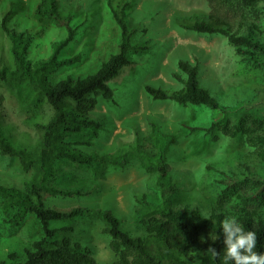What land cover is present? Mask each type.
I'll use <instances>...</instances> for the list:
<instances>
[{
  "label": "rangeland",
  "instance_id": "rangeland-1",
  "mask_svg": "<svg viewBox=\"0 0 264 264\" xmlns=\"http://www.w3.org/2000/svg\"><path fill=\"white\" fill-rule=\"evenodd\" d=\"M116 2L128 3L129 26L136 30L131 55L133 64L109 83L114 91L113 101L97 97L91 116L99 122V128L65 136L70 149L93 157L91 165L55 159L61 148L57 145L46 148L40 141L41 133L27 120L32 112L29 114L21 107L15 90L0 82L2 124L16 143H23L32 151V159L39 163L37 170L24 172L18 159L0 151V185L23 188L32 181L42 190L45 207L63 212L83 210L85 215L52 222L51 226L58 230L57 239L70 238L82 244L100 264H112L117 259L110 248L111 236L105 232L103 212L112 211L120 219L122 229L130 235L146 237L147 224L136 213L137 195L144 192L150 201H160L158 191L149 186L156 170L148 169L140 160L130 161L125 166L108 161V156L121 142L134 140L135 130L148 152L154 151L150 136L152 122L164 137L165 159L172 168L168 184L177 188L174 201L180 207L201 206L208 214L223 189L230 195L232 191L246 194L248 184L253 183L251 177L244 179L243 173L247 172V167L253 172L251 153L255 148L248 146L242 136L230 138L220 131L227 121L222 112L208 106L155 101L145 87L152 85L170 91L182 88L173 75L179 73L180 60H189L198 66L202 86L233 111L240 101L264 90V72L237 55L225 37L178 25L181 20L208 14L207 0ZM37 3L38 0H0V61L2 54L4 58L9 54V42L1 21L10 10L12 27L32 34L42 32L29 52L33 61L48 58L53 45L66 37L67 28H59L36 16ZM59 8L72 16L71 25L76 29L74 40L62 50L60 58L65 60L79 54L80 61L51 73L52 83L69 74L87 77L97 73L102 63L118 51L121 34L105 0H59ZM226 14L232 20L237 17H233V12ZM260 15L264 26V9L260 10ZM230 120L232 124L236 122L234 117ZM215 122L217 127L208 132ZM191 128L196 130L191 131ZM231 199L237 202L235 194ZM65 227L68 230H64ZM42 237L41 224L33 214L19 227L7 223L0 198V260H8L10 253L23 259L24 248ZM8 264L14 261L8 260Z\"/></svg>",
  "mask_w": 264,
  "mask_h": 264
},
{
  "label": "trees",
  "instance_id": "trees-1",
  "mask_svg": "<svg viewBox=\"0 0 264 264\" xmlns=\"http://www.w3.org/2000/svg\"><path fill=\"white\" fill-rule=\"evenodd\" d=\"M207 1L210 5L208 14L192 20H181L177 22L178 25L195 32L222 35L246 63L264 72V26L260 15L264 0ZM105 3L121 30L118 51L102 63L97 73L87 77L69 74L56 83L50 81L51 73L80 61L79 54L65 60L60 58L62 50L74 40L76 29L71 25L72 16L60 10L59 0H38L35 9L41 21L68 29L66 37L53 45V52L48 58L37 61L29 58L30 49L34 41L40 39L42 32L32 34L12 27L11 10L1 21V28L9 42V54L5 58L1 55L0 82L15 90L21 107L27 109L29 114L32 112L27 120L41 133L43 137L40 141L46 148L54 145L61 148L55 156L57 160H69L80 165L93 163L92 156L70 149L65 136L99 128V122L91 116L98 103L97 97L103 96L113 101L114 91L109 83L125 67L133 64L131 55L136 30L129 26L128 3L116 0H105ZM226 12H233V17H237L232 20ZM178 68L179 73L173 76L182 84V88L170 91L147 85L146 92L155 101H170L181 106H208L222 112L227 121L219 128L220 131L230 138L242 136L248 146L255 148L251 153L253 172L247 167V172L243 173L244 179L251 177L253 183L248 184L246 194L231 192L237 196V202H232V194L223 189L208 214L201 206L194 209L180 207L174 201L177 188L168 184L172 168L165 159L164 137L152 122L150 136L154 151L148 152L141 145L140 134L135 130L134 140L121 142L115 152L108 156V161L125 166L130 161L140 160L148 169L156 170L149 186L158 191L160 201H150L144 192L137 195L136 213L147 224L146 237L130 235L122 229L120 219L112 211L103 212L105 232L111 236L110 248L117 255L112 264H224L221 221L226 216H236L245 231H254L258 236L255 250L264 252V90L240 101L233 111L220 104L202 86L196 64L180 60ZM2 102L0 96V108ZM231 117L236 120L234 124ZM2 118L0 112V151L18 159L24 172L37 170L39 163L32 159V151H28L23 143H16L14 136L2 124ZM216 127L215 122L207 131L212 132ZM195 130L191 128V131ZM0 198L7 223L19 227L28 215L33 214L43 231L41 239L24 248L23 259L20 260L16 253H10L9 261H14V264H100L82 244L70 238L57 239L58 230L51 226L52 222L83 216V210L77 208L63 212L45 207L42 190L32 181L23 188L0 185ZM63 229L68 230L66 227ZM210 247H214L220 255L213 256L208 251ZM8 260H0V264H8Z\"/></svg>",
  "mask_w": 264,
  "mask_h": 264
},
{
  "label": "clouds",
  "instance_id": "clouds-1",
  "mask_svg": "<svg viewBox=\"0 0 264 264\" xmlns=\"http://www.w3.org/2000/svg\"><path fill=\"white\" fill-rule=\"evenodd\" d=\"M225 255L224 264H264V252H257L258 236L254 231H245L236 216H226L221 221ZM213 256L220 253L214 248L208 249Z\"/></svg>",
  "mask_w": 264,
  "mask_h": 264
}]
</instances>
